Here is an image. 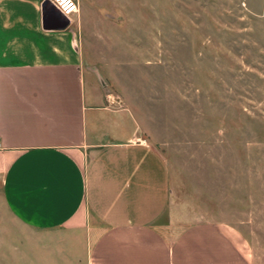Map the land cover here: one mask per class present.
Instances as JSON below:
<instances>
[{"label":"rangeland","instance_id":"obj_1","mask_svg":"<svg viewBox=\"0 0 264 264\" xmlns=\"http://www.w3.org/2000/svg\"><path fill=\"white\" fill-rule=\"evenodd\" d=\"M77 1L86 86L129 108L167 162L174 230L231 227L264 264V0ZM5 215L0 264H83L56 231Z\"/></svg>","mask_w":264,"mask_h":264},{"label":"crops","instance_id":"obj_2","mask_svg":"<svg viewBox=\"0 0 264 264\" xmlns=\"http://www.w3.org/2000/svg\"><path fill=\"white\" fill-rule=\"evenodd\" d=\"M43 1L0 0L4 219L56 231L83 264H251L231 227L174 230L167 162L129 108L86 86L74 15L44 30Z\"/></svg>","mask_w":264,"mask_h":264},{"label":"built area","instance_id":"obj_3","mask_svg":"<svg viewBox=\"0 0 264 264\" xmlns=\"http://www.w3.org/2000/svg\"><path fill=\"white\" fill-rule=\"evenodd\" d=\"M50 7L61 18L67 19L69 21L70 15H75L77 13V3L76 0H46Z\"/></svg>","mask_w":264,"mask_h":264},{"label":"water","instance_id":"obj_4","mask_svg":"<svg viewBox=\"0 0 264 264\" xmlns=\"http://www.w3.org/2000/svg\"><path fill=\"white\" fill-rule=\"evenodd\" d=\"M43 6L44 5H49V3H47V1H43ZM42 18H43V29L44 30H48V26H49V22L52 21H58L60 23L59 29H63V27H65L67 25V19L65 18H61L56 11H54L52 9V7H50V12L49 13H43L42 14Z\"/></svg>","mask_w":264,"mask_h":264}]
</instances>
